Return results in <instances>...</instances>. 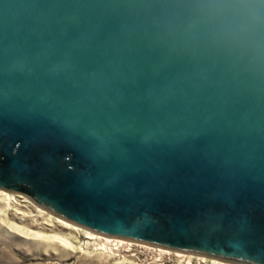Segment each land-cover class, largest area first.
<instances>
[{"label":"water","instance_id":"1","mask_svg":"<svg viewBox=\"0 0 264 264\" xmlns=\"http://www.w3.org/2000/svg\"><path fill=\"white\" fill-rule=\"evenodd\" d=\"M0 188L264 264V0H0Z\"/></svg>","mask_w":264,"mask_h":264},{"label":"rangeland","instance_id":"2","mask_svg":"<svg viewBox=\"0 0 264 264\" xmlns=\"http://www.w3.org/2000/svg\"><path fill=\"white\" fill-rule=\"evenodd\" d=\"M20 204L17 206L21 207V210H26L28 214L25 220L21 221L24 225L47 233L73 232L68 228L57 225L53 227L45 225V228H43V223L48 217L47 214L44 212L41 214L37 206L29 204V202H20ZM12 207V205L8 206L6 202L0 200L2 213L5 212L6 216H9L8 218L20 222L18 217L16 219L13 218L12 213L15 207ZM3 209H6V211ZM74 235H79L75 237L76 239H85L84 235L77 233H74ZM112 238L117 239V237ZM118 239L130 244L129 246L115 250V254L105 251L100 252V250L92 251V248H85L86 250L81 252H73L61 247H49L45 249L42 245L34 241L25 240L24 237L9 232L6 227L0 226V264H188V255L206 256L204 254L173 250L123 238ZM161 248L165 251L161 250ZM220 260L228 264L232 263V261ZM192 264H196V261L193 260Z\"/></svg>","mask_w":264,"mask_h":264},{"label":"bare ground","instance_id":"3","mask_svg":"<svg viewBox=\"0 0 264 264\" xmlns=\"http://www.w3.org/2000/svg\"><path fill=\"white\" fill-rule=\"evenodd\" d=\"M0 200L7 203L8 206L12 205L14 212L12 213V216L14 219L18 217L20 219V222L11 220L8 218L9 216H6V213H2V209L0 208V226L6 227V229L9 232H13L15 234H18L22 237H24L25 240L34 241L40 245H42L45 249L52 247H61L65 249H69L73 252H81L85 251V248H92V251L94 250H100L109 252L112 254H115V250H118L122 247L129 246L130 243H127L123 240L112 238L111 236H104L98 232H95L93 230H89L88 228H85L83 226H80L76 223H73L65 218H62L45 208L41 207L40 205L36 204L33 200H31L28 196L19 194L13 191L5 190L3 188H0ZM20 202H29V204L36 205L38 210L41 214L46 213L47 214V220L44 221V226L49 225L50 227H53L54 225L61 226L63 228H68L72 230L73 232L69 233H47L41 230H34L22 223L25 218L28 216L26 210H21V207L17 206L20 204ZM21 205V204H20ZM27 206V205H24ZM4 210V209H3ZM6 211V209L4 210ZM9 214V213H8ZM22 221V222H21ZM74 233L84 235L85 239H76L75 237H78L79 235L75 236ZM161 250L165 251L161 248ZM91 251V250H90ZM89 253V250H88ZM92 253V252H91ZM118 254V253H117ZM181 255V254H180ZM186 255V254H185ZM187 256V255H186ZM188 264H192V261L195 260L196 264H228L220 258L216 257H206V256H198V255H188ZM229 264H241L237 262L229 263Z\"/></svg>","mask_w":264,"mask_h":264}]
</instances>
